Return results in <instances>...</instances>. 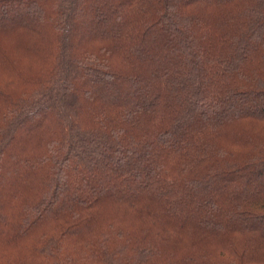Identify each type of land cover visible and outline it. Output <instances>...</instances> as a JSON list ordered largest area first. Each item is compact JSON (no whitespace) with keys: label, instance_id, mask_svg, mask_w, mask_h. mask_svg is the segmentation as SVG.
Here are the masks:
<instances>
[{"label":"trees","instance_id":"trees-1","mask_svg":"<svg viewBox=\"0 0 264 264\" xmlns=\"http://www.w3.org/2000/svg\"><path fill=\"white\" fill-rule=\"evenodd\" d=\"M0 264H264V0H0Z\"/></svg>","mask_w":264,"mask_h":264}]
</instances>
